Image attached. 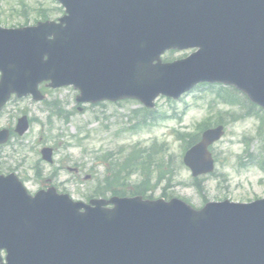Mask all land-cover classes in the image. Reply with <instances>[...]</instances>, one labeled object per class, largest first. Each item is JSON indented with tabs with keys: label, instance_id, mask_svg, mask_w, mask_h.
Here are the masks:
<instances>
[{
	"label": "water",
	"instance_id": "water-1",
	"mask_svg": "<svg viewBox=\"0 0 264 264\" xmlns=\"http://www.w3.org/2000/svg\"><path fill=\"white\" fill-rule=\"evenodd\" d=\"M59 1V23L0 28V110L13 93L41 100L38 86L49 81L74 85L80 102L134 98L149 107L161 94L177 99L222 82L264 108V0ZM187 49L198 51L162 63L166 51ZM27 128L24 118L18 132ZM223 134L205 132L186 154L194 176L213 171L208 147ZM3 250L7 264H264V200L200 212L179 200L85 205L54 190L32 198L14 176L0 177V264Z\"/></svg>",
	"mask_w": 264,
	"mask_h": 264
},
{
	"label": "rangeland",
	"instance_id": "rangeland-1",
	"mask_svg": "<svg viewBox=\"0 0 264 264\" xmlns=\"http://www.w3.org/2000/svg\"><path fill=\"white\" fill-rule=\"evenodd\" d=\"M59 8L60 5L53 0H0V26L34 25L42 21L43 14L56 20L64 13ZM187 54L174 53L170 60ZM42 92L46 96L43 102H34L30 98L12 101L0 115V130L14 127L23 114L32 120L24 137L13 138L0 150V162L13 168V172L6 170L3 173L17 174L31 194L55 186L75 200L88 201L91 190L104 173L103 167L93 172L90 170L95 164L96 154L119 148L129 150L137 144L149 146L154 142H164L174 174L160 183L152 194L153 199H159L166 193L170 198L182 199L199 209L208 202L230 200L248 203L264 198V171L258 166V161H264V130H259L260 119L238 117L237 114L243 110L240 106L223 104L210 95L207 88H196L174 103L159 98L155 110L170 119L147 126L138 124L142 113H133L142 108L136 101L106 104L104 107L87 106L84 108L88 110L79 112L76 103L78 91L72 87L46 88ZM53 102L64 110L62 115H58V110L50 105ZM218 116L227 124L226 135L212 149L217 160L215 173L199 179L198 190L193 186L191 172L182 163L184 146L175 139L173 132L195 133L200 121L210 117V123L214 124ZM233 118L238 121L232 122ZM45 146L55 149L53 165L42 161L37 165L41 160L40 151ZM36 165L40 168L41 179L35 177ZM61 166L63 169L53 174ZM71 168H77L78 173L69 171ZM92 174L93 178L85 180ZM137 180L135 177L132 182Z\"/></svg>",
	"mask_w": 264,
	"mask_h": 264
},
{
	"label": "trees",
	"instance_id": "trees-1",
	"mask_svg": "<svg viewBox=\"0 0 264 264\" xmlns=\"http://www.w3.org/2000/svg\"><path fill=\"white\" fill-rule=\"evenodd\" d=\"M230 99L235 101L233 96H230ZM197 138L198 136H190L188 146L196 143ZM107 159L108 161L103 162L106 163L107 174L102 185H98V189L95 190L96 195L106 193L120 196L128 193L147 195L154 192L157 185L166 177L173 175L163 145L153 144L145 149L134 148L130 152H125L123 156ZM138 175L140 177L138 184L132 189L129 188L128 182Z\"/></svg>",
	"mask_w": 264,
	"mask_h": 264
}]
</instances>
